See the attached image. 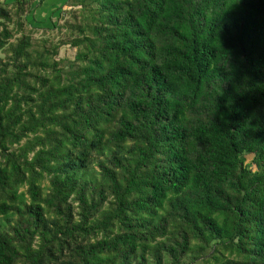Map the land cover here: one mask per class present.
I'll return each instance as SVG.
<instances>
[{"label":"trees","instance_id":"obj_1","mask_svg":"<svg viewBox=\"0 0 264 264\" xmlns=\"http://www.w3.org/2000/svg\"><path fill=\"white\" fill-rule=\"evenodd\" d=\"M32 3L0 2V264H264V0H65L15 38Z\"/></svg>","mask_w":264,"mask_h":264},{"label":"rangeland","instance_id":"obj_2","mask_svg":"<svg viewBox=\"0 0 264 264\" xmlns=\"http://www.w3.org/2000/svg\"><path fill=\"white\" fill-rule=\"evenodd\" d=\"M14 0H0L3 3H12ZM32 5L29 11L26 13V20L24 19L23 27L21 31L15 33V38L20 37L22 33H30L33 38L48 37L57 40L56 34L59 32L64 34V29L59 30L58 27H54L58 22L62 24L67 20H70L68 15L60 18V11L64 8L69 9L71 6L64 5L65 0H32ZM40 3V4H38ZM72 8L77 12L79 5L72 6ZM14 23L9 24V28H13ZM31 31V32H30ZM13 38L11 41H15ZM77 48L69 46L67 44H60L58 47L57 55L55 59L57 60H73L76 54ZM5 53L0 50V58H3ZM248 160L250 156L247 155ZM252 168L254 166L252 165ZM46 184V181L43 182ZM197 264H204L203 262Z\"/></svg>","mask_w":264,"mask_h":264}]
</instances>
